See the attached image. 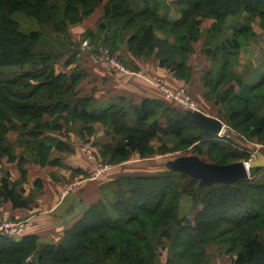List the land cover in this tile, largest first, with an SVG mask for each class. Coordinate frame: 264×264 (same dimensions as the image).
<instances>
[{
    "label": "trees",
    "instance_id": "1",
    "mask_svg": "<svg viewBox=\"0 0 264 264\" xmlns=\"http://www.w3.org/2000/svg\"><path fill=\"white\" fill-rule=\"evenodd\" d=\"M103 2L105 13L99 30L115 22L114 39L118 28L122 38L128 36V49L134 56L155 55L160 66L177 77L190 78L188 60L194 53L193 45L204 38L203 53L214 67L219 66L205 73L204 84L228 104L227 119L234 129L264 143V117L259 118L254 110L256 97L264 90V73L253 85L242 86L239 80V93L229 80L233 57L248 43L242 42L250 27L241 24L232 38L222 36L229 18L248 14L264 20V0H173L176 18L164 11L162 0H0V67L25 69L0 72V157L12 158L14 148L20 147L23 151L17 162L24 178L28 175L27 158L35 157L42 166L57 164L53 151L69 153L71 148L47 133L60 129V121L65 120L82 124L89 133L91 125H104L113 141L102 145L101 153L111 164L127 161L134 154L151 156L152 143L165 137L177 143L176 149L178 143L185 147L195 142L203 145L206 149L198 154L205 153L216 164L247 161L250 153L246 149L227 137L207 136L186 110L165 100L147 98L129 106L122 99L121 104L101 108L93 97H80L78 87L86 74L79 64L69 74L56 68L60 63L66 68L74 66L77 47L64 51L63 40L62 48L46 46L36 51L41 34L21 33L10 18L14 12H25L43 25L53 26L60 36ZM207 19L214 22L203 37L201 26ZM157 31L162 38L157 37ZM11 131L19 135L15 142L8 139ZM251 171L250 179L210 187H201L198 180L173 170L120 176L107 184L105 194L65 231L61 242L42 248L39 263L26 264H156L154 241L164 235L174 242L172 256L164 264H203L213 241L232 255L233 264H264V182L254 180L262 168ZM37 181L35 185L40 186L41 181ZM25 193L17 182L2 180L0 198L15 209L31 208L34 200ZM184 195L202 204L193 220L179 217ZM174 226L177 233L172 236ZM163 228L165 232H161ZM219 228L222 230L215 233ZM38 240L36 235L21 239L0 235V264L9 259L24 260L36 249Z\"/></svg>",
    "mask_w": 264,
    "mask_h": 264
},
{
    "label": "crops",
    "instance_id": "2",
    "mask_svg": "<svg viewBox=\"0 0 264 264\" xmlns=\"http://www.w3.org/2000/svg\"><path fill=\"white\" fill-rule=\"evenodd\" d=\"M162 1L165 2L164 11L171 18H176L178 14L173 7V0ZM103 10L102 6L97 8L95 13L77 28V32H79V43L77 44L79 51L77 56L78 61L70 68H66L64 63H60L63 69L59 71L57 69L58 72L69 74L71 69L76 64H79L80 69L86 74L78 87L80 97H93L101 108H107L112 104H121L122 99L129 106L139 105L147 98L164 101L162 92L151 83V80L160 79L172 89L187 88L191 96L196 99L201 113L211 118H219L217 113L211 110L214 99L209 95L210 88L203 81L205 73L213 68L212 61L203 53L204 38L193 45L194 53L188 60V66L191 68V76L187 78V76L177 77L170 69L161 67L155 55L151 57L134 56L129 51L127 39L124 36L121 43V50L117 51L116 54H118L122 63L131 72L130 74H126L114 70L103 57L95 52V49H92L94 47L93 40H96L98 31L96 24L103 15ZM213 22L214 20L207 19L203 22V26L209 29ZM261 36H264V34H259L256 39H260ZM85 42L87 43L86 46L83 44ZM254 42L256 41L253 40L251 43L253 44ZM260 56H262V53H260ZM250 57L251 55L248 56L244 53H238L233 57V60L238 62L237 65L239 63L244 65L243 67H236L234 70L236 75L238 74L239 79H243V70H246V68L254 63H250ZM257 75L261 76V73H257ZM232 84L237 90L238 83L232 82ZM60 122L62 129L52 130L47 135L59 138L65 142L71 148V152L54 150L52 158L57 160V164H52V166L44 170L37 169L34 176L30 171L33 166L27 165L26 168L29 172L27 178L30 181L28 180V186L25 185L24 187L26 191L25 195H29L27 192L31 188L38 187L40 190L36 197L33 198L34 203L31 205V208L15 209L11 202L4 200L3 206L0 208V221L2 222L6 219L27 222V219L30 218L28 219L29 222L25 227L22 237L36 235L40 239H51L53 242L59 243L63 239L65 231L82 217L91 204L101 199L103 190L106 189L107 184L120 176L134 175V173H129L128 170L130 169H125V166L137 164L139 169L137 168L135 170L141 172L135 174L139 175L158 174L168 169L160 164L164 156L158 155L145 160L140 157L138 158V154H134L135 158L137 157L138 159L118 164L97 179L95 176L96 162L90 160L81 151V147L87 144L83 140V136L86 137V134L88 138L90 137L89 139H98L99 144H96L94 147L95 150H97V147L101 148L102 145L111 142V136L105 135L103 130L97 126L95 130H100H98V133L94 131L92 134L81 126L64 124L62 120ZM236 140L235 138L231 141H234L236 145L242 149H246L250 153L248 160L251 168L260 167L264 169V146H259L257 149L248 142H240L237 140L240 143L238 144ZM20 177L16 174L15 178L13 176L11 179L15 182ZM81 177H84L83 183L79 181L76 190L65 195L64 192L67 184L75 179L80 180ZM36 180L41 181L40 186L35 185Z\"/></svg>",
    "mask_w": 264,
    "mask_h": 264
},
{
    "label": "rangeland",
    "instance_id": "3",
    "mask_svg": "<svg viewBox=\"0 0 264 264\" xmlns=\"http://www.w3.org/2000/svg\"><path fill=\"white\" fill-rule=\"evenodd\" d=\"M105 5H106V2H103V4L100 5L103 7L104 10H103V15L100 17V19L97 21V24H96L98 31H97V35H96L97 36L96 40L95 39L93 40L94 41V43H93L94 47L92 49H95L96 50L95 52L98 53V55H100L101 57H103L104 60H105L106 56H110V58H114L115 60H117L118 62L123 64L120 57L118 56V54H116L117 51L121 50V43L123 40V38H122L123 32H121L117 28L116 30H117V33L119 35H118V37L116 36V38L114 39L112 27H113L115 22L112 25H109L110 23H108L107 29H105V30H99V27H98L99 22L101 21V19L104 16V13H105ZM100 6H98L97 8H99ZM97 8H96V10H97ZM95 11H94V13H95ZM171 12H172V9H171ZM91 15L87 16L81 22H78L76 24H70L66 29V33L63 35H60V36H59V34L57 35V33H55L53 26L43 25L36 17L31 16L25 12H22V11L14 12L10 18L17 24L18 29L21 33H23L25 35H29L32 32H39L41 34L40 41L38 43H36V45H35L36 51H41L46 46L47 47L56 46V48H62L63 40L66 41V46L64 47V51H66V50L73 51L74 49H76L77 44L79 43V40H78L79 32H77V28H79L86 20H88L91 17ZM241 24L248 25V27H250L251 31L249 32V35L245 36L246 40L242 42V43H246L249 40L248 43L241 46V48L238 49V53H244L248 56L251 55V57L249 59L250 63L251 62H254V63L250 67L246 68V70L245 69L243 70V75H242L243 79H239L238 74L236 75L234 70L236 67H243L244 65H241L240 63L237 65L238 62H236V60H233L235 63L232 65L231 76H230L229 80H230V82L232 81L233 83H235V82L239 83L240 82L239 80H241L244 83L240 82V84H242V86H246L247 84L253 85V84L258 83L261 79L260 77L264 73V63H263L264 62V57H263L264 56V36H261L260 39H256L259 34L260 35L264 34V20L258 16H254V17L251 16L250 17L248 14L247 15L245 14L238 19L229 18L226 21V28L222 33V36L224 37V39L225 38H229V39L232 38L235 29H238V27H240ZM201 29H202L203 37H205V35L207 34L208 28H205L203 26V23H202ZM126 34H128V31L126 32ZM124 36L126 37V39L128 38L127 35H124ZM106 37L107 38L110 37V41H106V39H105ZM157 37L162 38L163 34L161 32L157 31ZM58 39H59L60 43L58 42ZM253 40H255L256 42H254L252 44L251 42H253ZM83 44H84V46L87 45L86 42ZM260 53H262V56H260ZM218 68H219L218 65L216 67H214V65H213L212 69L215 70ZM57 69H58V71L63 69L62 64H59ZM21 70H25V69L20 68V67H9V68L0 67V72H3V73L4 72L5 73H17L18 71H21ZM257 73H261V76L260 75L258 76ZM239 90H240L239 84H237V90H235L236 93H239L240 92ZM209 95L211 97H213V99H214L211 110H213V111H215V113H217V116L219 117L218 119L221 120L226 126V131H227V133H226L227 138L226 139L233 140L236 138L240 142H248V143L252 144L257 149L259 146H264L263 142H260L257 139H249V137L247 135H245V134L242 135V133L240 134L239 131L234 129L227 119V115H228L227 112L229 109L228 104H224L221 100H219L218 99L219 97L216 94H214L212 91L209 93ZM221 96H225V95L223 94ZM256 98L257 99H256V103L254 104V110L256 112V115L259 118H262V117H264V90H262ZM62 121L64 124L78 125V126L85 128L82 124L69 123V122H66L65 120H62ZM60 125H61V122H60ZM96 126L98 128H101L105 135L111 136L112 141H113L112 133H110L108 131V129L104 125H102L101 123H95V124L91 125V132L90 133L93 134L94 131H96L98 133V130H100V129L95 130ZM60 129H62V126ZM85 136L86 137L83 136V140H85V142L87 144L85 146L81 147V151L84 152L85 155L90 160H93L96 162L95 176L98 179V177H101V175H103L104 173H106L107 171H109L110 169H112L113 167H115L118 164H111L107 158H103L102 153H101V148L97 147V150L94 149L96 144H99L98 139H94V140L89 139L90 137L88 138V136L86 134H85ZM18 137H19V135L15 131H11L8 134V139L12 142H15V140H17ZM238 141H237V143L240 144ZM176 146H177V143L174 140L169 139L167 137L163 138L162 141L155 140L152 143L154 154L151 156H148V157H141L138 154V158L140 157L142 159L147 160V159H150V158L158 156V155H160L162 157L164 156V158L161 159L160 164L163 165V167H166V169L168 168L165 171L172 170L171 168L177 162H178L179 166H182L183 163H181V162H183V159L184 158H190V157L198 158L199 160H203V161H208V163H210V164H216V161L211 159V158L209 159V157L205 153L202 155L198 154V150H201V149L205 150L206 148L203 145L198 144L197 142L193 143L192 145H190L188 147L182 146L178 143V149H176ZM22 151L23 150L20 147H17V148L15 147L12 158L10 156H2V158L0 157V187H1L2 180L4 178H8L11 182H13L11 177L14 176V178H15L16 174H18L19 177L21 174V177L18 178L17 181H15L19 184V188H24L25 185L28 184L27 181L29 179L27 178V176H26V178H24V175H23L22 171L20 170V168L18 166V162H17V158L19 155L22 154ZM138 158L137 157L135 158V155H132L127 161H130L133 159H138ZM215 158H218V157H215ZM25 159L26 158H24V160ZM36 161H38V160L35 157L26 159V162H27L26 167H27V165L33 166L30 170L31 174L33 176H34L35 171L37 169L38 170H41V169L44 170L47 167L52 166V164L42 166V165L38 164ZM127 161H124L122 163H125ZM119 164H121V163H119ZM148 166H150V165H148ZM148 166H146V168H148ZM183 167H184V165H183ZM137 168H138L137 164H129V166H125V169H130V170H128L129 173H134V174L141 172L139 170H135ZM27 174H29V172ZM251 174H252V171L250 170V175H249L248 179L252 178ZM254 180H256L257 182H264V169H262V171H259L256 174ZM79 181L80 182L84 181V177H81L80 180L75 179V180H72L71 182H69L66 186L64 194L67 195L68 193H71L74 190H76V188L79 185ZM38 182H40V181H37V183ZM23 183H24V185H23ZM201 187H203V186H201ZM26 188H28V187H26ZM39 192H40L39 188L35 187V188H31L27 193H29V195H28L29 197L35 198ZM104 194L105 193L103 192V195ZM3 202H4L3 199L0 200V208H1V206H3ZM179 205H180L179 206V217L183 218L185 216V217H188L192 220H193L196 212L198 210L202 209V204L198 203V202L194 203L193 198L188 196V195H184L181 198ZM28 219H30V218H28ZM28 219H27V222L26 221H11L9 219H6V220H3V223H5V222L6 223L24 222V223L28 224V222H29ZM1 223H2V221H0V224ZM148 225H151L150 222H148ZM170 228H173V227L171 226V227H169V229ZM174 229H172L170 231L171 232L170 235H172V236H174V234L176 235V233H177V227L176 226H174ZM221 230L222 229L219 228L215 231V233H218ZM165 231H166L165 228L161 229V232H165ZM5 237H7V236H5ZM21 238L22 237H20L19 239H21ZM49 244H57V243L53 242L51 239L45 240V239L39 238V240L36 243V249L27 258H25L24 260H19V261L9 259L8 262L3 263V264H26L28 262L39 263L40 256L42 254V253L40 254L42 248L46 245H49ZM154 244L156 245L157 254H158L156 264L166 263V260L170 256H172L171 251L173 250L174 242H172V239L170 237H167V235H164L163 237L156 239L154 241ZM206 253L208 254L209 257H207V260L205 262H203V264H233L232 263V255L225 253L222 246L220 245V243L218 241L210 242L208 247H207Z\"/></svg>",
    "mask_w": 264,
    "mask_h": 264
},
{
    "label": "water",
    "instance_id": "4",
    "mask_svg": "<svg viewBox=\"0 0 264 264\" xmlns=\"http://www.w3.org/2000/svg\"><path fill=\"white\" fill-rule=\"evenodd\" d=\"M188 116L207 136H217L225 131V125L219 119L208 117L201 112H188ZM181 163H183L182 166H179L177 162L171 169L198 180L203 187L217 184H235L249 178V172L244 161L221 165L210 164L198 158L190 157L184 158Z\"/></svg>",
    "mask_w": 264,
    "mask_h": 264
},
{
    "label": "built area",
    "instance_id": "5",
    "mask_svg": "<svg viewBox=\"0 0 264 264\" xmlns=\"http://www.w3.org/2000/svg\"><path fill=\"white\" fill-rule=\"evenodd\" d=\"M105 60L109 63V65L116 71L124 72L126 74H130L131 72L120 62L115 60L114 58H110V56H106ZM151 83L157 87L163 94L164 100L174 106L182 108L187 112H200L198 104L196 100L191 96L189 90L187 88L180 89H172L168 87L162 80L154 79L151 80ZM224 124V123H223ZM225 125V124H224ZM218 138L226 137V127L223 133L217 135ZM253 157V156H252ZM246 164L247 170L250 175L251 164L248 161H244ZM26 223H1L0 224V234L7 236L11 239H19L22 237Z\"/></svg>",
    "mask_w": 264,
    "mask_h": 264
}]
</instances>
